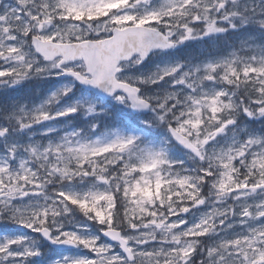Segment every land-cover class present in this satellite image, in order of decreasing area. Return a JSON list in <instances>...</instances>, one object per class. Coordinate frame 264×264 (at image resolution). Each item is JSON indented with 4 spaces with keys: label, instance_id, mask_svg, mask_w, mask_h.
I'll return each mask as SVG.
<instances>
[{
    "label": "snow or ice",
    "instance_id": "1",
    "mask_svg": "<svg viewBox=\"0 0 264 264\" xmlns=\"http://www.w3.org/2000/svg\"><path fill=\"white\" fill-rule=\"evenodd\" d=\"M0 264H264V0H0Z\"/></svg>",
    "mask_w": 264,
    "mask_h": 264
}]
</instances>
